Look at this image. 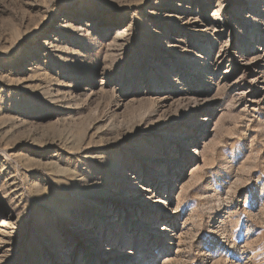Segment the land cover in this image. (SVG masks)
Listing matches in <instances>:
<instances>
[{
    "label": "rangeland",
    "instance_id": "1",
    "mask_svg": "<svg viewBox=\"0 0 264 264\" xmlns=\"http://www.w3.org/2000/svg\"><path fill=\"white\" fill-rule=\"evenodd\" d=\"M0 264H264V0H0Z\"/></svg>",
    "mask_w": 264,
    "mask_h": 264
},
{
    "label": "bare ground",
    "instance_id": "2",
    "mask_svg": "<svg viewBox=\"0 0 264 264\" xmlns=\"http://www.w3.org/2000/svg\"><path fill=\"white\" fill-rule=\"evenodd\" d=\"M162 202H163L162 200H159V201H158V203H160V204H161ZM163 206H165V205H163Z\"/></svg>",
    "mask_w": 264,
    "mask_h": 264
}]
</instances>
